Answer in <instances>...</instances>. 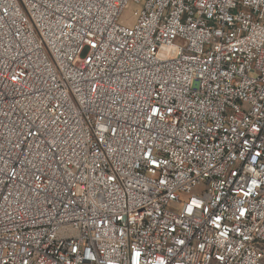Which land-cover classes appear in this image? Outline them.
<instances>
[{
  "label": "built area",
  "instance_id": "2783aa9c",
  "mask_svg": "<svg viewBox=\"0 0 264 264\" xmlns=\"http://www.w3.org/2000/svg\"><path fill=\"white\" fill-rule=\"evenodd\" d=\"M0 264H264V0H0Z\"/></svg>",
  "mask_w": 264,
  "mask_h": 264
},
{
  "label": "rangeland",
  "instance_id": "374dc122",
  "mask_svg": "<svg viewBox=\"0 0 264 264\" xmlns=\"http://www.w3.org/2000/svg\"><path fill=\"white\" fill-rule=\"evenodd\" d=\"M135 6L134 5H130L126 11L123 13L122 15V22L125 24H132L133 23V13L135 12Z\"/></svg>",
  "mask_w": 264,
  "mask_h": 264
}]
</instances>
